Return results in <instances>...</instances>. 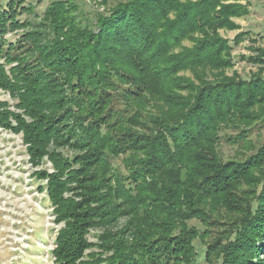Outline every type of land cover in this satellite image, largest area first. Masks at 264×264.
<instances>
[{"label":"trees","instance_id":"obj_1","mask_svg":"<svg viewBox=\"0 0 264 264\" xmlns=\"http://www.w3.org/2000/svg\"><path fill=\"white\" fill-rule=\"evenodd\" d=\"M239 1L127 0L86 16L57 0L38 16L0 0V90L13 100L0 127L22 134L34 168L52 166L34 175L63 225L56 264H198L188 223L219 209L240 220L205 263L264 264V146L243 160L216 151L230 125L234 144L264 125V76L224 75L233 46L218 30L238 29ZM251 52L264 65V48Z\"/></svg>","mask_w":264,"mask_h":264},{"label":"rangeland","instance_id":"obj_2","mask_svg":"<svg viewBox=\"0 0 264 264\" xmlns=\"http://www.w3.org/2000/svg\"><path fill=\"white\" fill-rule=\"evenodd\" d=\"M54 1L57 0H29L35 6L38 16L43 15L46 8ZM72 1L80 4L82 14L88 16L94 12H104L105 9L127 0ZM239 2L245 5L249 12L245 16L232 19L238 29L218 30L219 35L233 46L231 56L234 66L225 70L224 75L229 78L236 76L243 79L264 76V65L247 59L255 56L251 49L264 48V0ZM241 32H249L250 35L235 45L234 40ZM8 38L14 40L16 35ZM184 45L192 47L194 44L191 41H185ZM194 74L191 71L186 73L195 80ZM0 102L13 104L9 94L1 90ZM238 132L239 129L232 125L229 129L221 131L220 143L216 146L221 160H243L263 149L264 125L249 135L248 144L227 142L228 135H235ZM119 162L117 160L115 165ZM51 167L50 162H47L39 168H34L29 162L22 134L0 127V264H56L51 252L55 247L56 234L63 225L54 223L52 208L46 199V194L39 190L41 183L34 175L39 169L53 171ZM121 169L124 168L121 166ZM239 220L238 214L219 209L213 212L208 211L203 220L189 221V227H196L199 233L195 242L202 258L198 264H206L205 251L217 240L225 239L226 235L234 229L235 222ZM97 233V230L91 232L89 236L91 242H96Z\"/></svg>","mask_w":264,"mask_h":264}]
</instances>
